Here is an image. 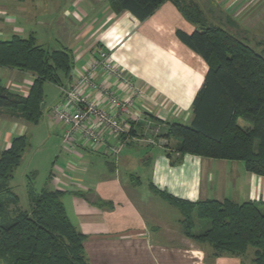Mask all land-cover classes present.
<instances>
[{
    "label": "crops",
    "instance_id": "crops-1",
    "mask_svg": "<svg viewBox=\"0 0 264 264\" xmlns=\"http://www.w3.org/2000/svg\"><path fill=\"white\" fill-rule=\"evenodd\" d=\"M61 1L63 4L57 6L61 14L55 19L49 17L55 31L51 42L71 52L74 69L70 79L62 76L63 84L56 85L59 97L62 86L75 82L80 73H88L99 49L110 53L135 88L145 89L144 95L134 99L126 146L117 159L79 141L73 148L65 147L66 128L54 120L63 130L60 156L45 187L64 192L67 216L85 236L88 264H253V249L242 256L210 259L212 246L185 245L183 215L160 195L166 192L190 202H254L264 212V177L249 172L244 162L191 154H176L171 159L167 140L159 137V126L176 122L189 125L194 118L193 102L209 67L179 40L176 32L191 34L196 27L172 2L141 22L130 12L114 13L107 0ZM249 1L254 0H213L230 15L244 9ZM32 3L0 0V40L34 37L44 48L48 38L43 36L46 18ZM261 6L252 9L254 17H264ZM92 77L96 89L85 85L82 92L101 99L106 109L110 107L99 89L130 94L120 81L102 72ZM33 80L29 72L0 68V83L14 94L28 96ZM26 128L20 119L0 116V155L14 137L25 135L22 131ZM145 185L148 194L142 190Z\"/></svg>",
    "mask_w": 264,
    "mask_h": 264
},
{
    "label": "trees",
    "instance_id": "trees-1",
    "mask_svg": "<svg viewBox=\"0 0 264 264\" xmlns=\"http://www.w3.org/2000/svg\"><path fill=\"white\" fill-rule=\"evenodd\" d=\"M107 1L114 13L127 11L141 22L166 2H172L189 23L199 27L191 34L176 32L209 69L193 102L191 124L167 123L159 135L169 143L175 142L174 146L166 145L168 156L172 159L176 154H191L242 161L249 172L264 177V52H257L225 28L204 25L202 11L193 0ZM0 68L34 76L26 97L10 92L0 83V116L3 109H9L15 118L38 124L45 109L44 85L61 86L62 76L70 79L74 60L66 48L49 51L38 46L34 37L14 36L0 40ZM241 120L245 126L239 123ZM28 146L26 135L17 136L0 155V264H88L85 236L67 216L63 191L30 189L31 209L18 206L19 197L11 181ZM160 195L181 211L183 233L212 246L213 257L242 256L253 249V264H264V212L259 204L190 202L166 192ZM195 213L210 221L201 234L192 230Z\"/></svg>",
    "mask_w": 264,
    "mask_h": 264
},
{
    "label": "rangeland",
    "instance_id": "rangeland-1",
    "mask_svg": "<svg viewBox=\"0 0 264 264\" xmlns=\"http://www.w3.org/2000/svg\"><path fill=\"white\" fill-rule=\"evenodd\" d=\"M29 1L33 2L32 4L37 7L40 15L46 18L43 20L45 22L43 30H45L46 34L43 33V36L48 38L44 48L49 50L61 48L58 47L55 42H51L53 34L55 35V31H53L54 27L51 26L52 24L49 25V17H51L50 19H55L61 14L62 11L58 14L57 6H59V4L62 5L63 2L61 0H56V3L54 2L55 0ZM193 1L196 5H198L196 7L200 8L202 11L204 25L209 27L225 28L236 38L248 44L257 52H264V17H254L255 12L252 10L259 4H262L261 7H263L264 0L249 1L245 4L244 9L237 13L230 12L231 15L227 12L225 7L214 3L213 0ZM192 5L194 6L193 3ZM33 27L34 25H32V28ZM195 27L196 29H199L198 26ZM110 58L114 63L111 55ZM44 93L45 109L43 117L38 124L26 123L27 128L23 129L22 134L27 136L29 146L23 155L21 164L15 170L14 177L11 181V186L19 197L18 206L24 210H30L32 207L29 197V190L32 189L34 192H40L43 188H45V186H48L50 183L48 180L50 171L57 160V156H60V145L62 141L63 130L61 126L57 125V123L50 117V109L56 106L58 104L57 102L61 100V97H59L60 93L58 87L53 83H47L45 85ZM2 115L5 118L15 117V114L10 112L9 109H3ZM239 123L245 126L242 120ZM159 129V133L161 134L162 131L165 130V126H159ZM19 130L21 131V127ZM169 144L174 146L175 142L170 141ZM135 170L137 174L141 175L140 169L135 168ZM142 190L148 194L146 185L142 188ZM155 199L156 201H160L158 198ZM192 217L193 233L201 234L206 229H208L210 225V221L208 219H201L196 213L192 214ZM183 234L188 240V237L185 235V233ZM187 240H184V244L187 246L206 245L204 243L192 240L191 238H189L188 241ZM213 254L214 252L211 256H209L210 259H213ZM248 256L249 258L252 257H250V255Z\"/></svg>",
    "mask_w": 264,
    "mask_h": 264
},
{
    "label": "built area",
    "instance_id": "built-area-1",
    "mask_svg": "<svg viewBox=\"0 0 264 264\" xmlns=\"http://www.w3.org/2000/svg\"><path fill=\"white\" fill-rule=\"evenodd\" d=\"M98 72L117 79L125 90L130 91V94L121 95L106 88L104 91L99 89L110 109L101 105V99H92L82 92L85 85L96 89L92 76ZM144 92L143 88H135L124 71L111 61L107 51L99 49L89 63L88 73H80L75 82L61 87V100L51 109V117L66 128L63 135L65 147L73 148L74 142L79 141L103 149L117 159L126 146L125 136L130 131L134 99Z\"/></svg>",
    "mask_w": 264,
    "mask_h": 264
},
{
    "label": "water",
    "instance_id": "water-1",
    "mask_svg": "<svg viewBox=\"0 0 264 264\" xmlns=\"http://www.w3.org/2000/svg\"><path fill=\"white\" fill-rule=\"evenodd\" d=\"M43 109H44V104L41 105V110L43 111Z\"/></svg>",
    "mask_w": 264,
    "mask_h": 264
}]
</instances>
